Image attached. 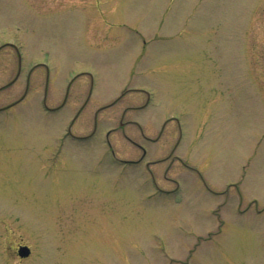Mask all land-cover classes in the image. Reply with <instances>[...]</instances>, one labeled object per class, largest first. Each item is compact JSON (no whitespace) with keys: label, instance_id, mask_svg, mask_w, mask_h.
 <instances>
[{"label":"rangeland","instance_id":"1","mask_svg":"<svg viewBox=\"0 0 264 264\" xmlns=\"http://www.w3.org/2000/svg\"><path fill=\"white\" fill-rule=\"evenodd\" d=\"M0 264H264V0H0Z\"/></svg>","mask_w":264,"mask_h":264},{"label":"water","instance_id":"2","mask_svg":"<svg viewBox=\"0 0 264 264\" xmlns=\"http://www.w3.org/2000/svg\"><path fill=\"white\" fill-rule=\"evenodd\" d=\"M17 254L21 258L27 257L30 254V249L27 246H22L21 245L17 249Z\"/></svg>","mask_w":264,"mask_h":264},{"label":"flooded vegetation","instance_id":"3","mask_svg":"<svg viewBox=\"0 0 264 264\" xmlns=\"http://www.w3.org/2000/svg\"><path fill=\"white\" fill-rule=\"evenodd\" d=\"M44 105H45V101H44Z\"/></svg>","mask_w":264,"mask_h":264}]
</instances>
